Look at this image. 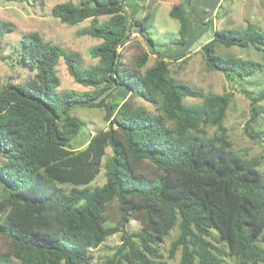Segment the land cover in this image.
I'll list each match as a JSON object with an SVG mask.
<instances>
[{"label": "trees", "instance_id": "1", "mask_svg": "<svg viewBox=\"0 0 264 264\" xmlns=\"http://www.w3.org/2000/svg\"><path fill=\"white\" fill-rule=\"evenodd\" d=\"M130 1L148 0L52 7L63 25L90 21L78 33L101 41L88 50L95 65L84 67L79 54L37 32L11 45L7 58L26 75L18 83L0 80V240L7 244L0 264H90L92 250L116 234L121 244L111 264H168L177 254L179 264H264L262 157L245 158L232 147L224 120L233 95L205 94L169 69L199 49L208 70L240 87L250 105L245 132L264 143V132H248L264 115V64L216 51H262L264 31L253 24L214 30L209 16L198 17L179 0L169 12L180 25L170 43L176 50L161 54L147 32L152 14L137 18ZM13 32V24L0 21V45ZM150 54L156 59L146 68ZM61 59L89 91L60 89ZM79 107L103 109L106 126L75 149L82 125L71 111ZM103 168V184L91 187ZM112 202L119 222L109 226ZM131 218L140 230L126 229ZM173 231L165 259L160 244Z\"/></svg>", "mask_w": 264, "mask_h": 264}, {"label": "rangeland", "instance_id": "2", "mask_svg": "<svg viewBox=\"0 0 264 264\" xmlns=\"http://www.w3.org/2000/svg\"><path fill=\"white\" fill-rule=\"evenodd\" d=\"M72 0H0V21H7L14 25V32L5 36L0 45V80L3 84L7 82L18 83L26 75V69L12 66V62L7 58L11 53V45L16 44L20 36L24 33L37 32L45 41L58 44L66 51L77 53L81 56L83 66H92L98 63V59H93L88 55V50L98 45L101 41L86 35H79V31L88 27L90 21H84L73 26L61 24L51 16V9L56 4ZM186 1V0H185ZM194 6V12L198 17L209 16L213 23L214 30L240 28L245 29L248 24L257 26L264 31V1L263 0H188ZM179 0H148L146 2L130 1L131 5L137 6L139 12L137 18H142L145 13L150 12L152 17L148 22L147 32L155 41V50L161 54L174 52L175 46L171 42L178 38L180 28L179 22L170 17L171 8ZM215 8L214 13L211 14ZM130 13V8H125ZM204 11V12H203ZM209 11L208 13H205ZM194 15V14H193ZM106 19L101 17L100 20ZM210 29L207 33H209ZM131 39L143 40L132 34ZM173 48V50L171 49ZM218 54L226 57H237L252 60L264 64V49L258 51L252 47L239 48L216 46ZM155 55L150 54L146 68L153 65ZM169 69L173 78L182 80L190 85L202 89L205 94H223L231 92L232 102L227 111L224 126L227 129L229 140L233 149L245 158H261L262 164L259 166L260 172L264 175V143L262 138H251L245 132L246 123L249 120L250 105L248 99L240 92V87L231 86L227 83L223 75L216 71L207 69L202 52L197 49L186 58L185 62L169 63ZM58 77L60 79V89L73 90L76 92L89 91L85 87L75 83L67 73L65 64L61 59L57 66ZM251 92H256L257 88H249ZM186 102L195 103L198 100L187 99ZM151 108L150 104L142 103ZM259 105L264 108V101ZM71 115L76 117L81 123V133L71 142L77 149L86 144L89 135L93 132L105 128L103 120L104 111L100 108H75ZM208 136L215 133L214 128H206ZM248 132L251 134L264 132V115H260L257 121L251 124ZM263 136V135H262ZM261 136V137H262ZM104 168L98 177L91 183V187L101 186L104 182ZM109 226L117 225L119 222V211L116 202H112L107 209ZM130 232L140 230L139 221L131 218L126 225ZM177 231L160 244L161 252L165 259L168 258V249L171 240L176 236ZM121 244L120 235L116 234L92 250L93 261L90 264H111L116 247ZM6 242L0 240V249L6 247ZM168 264H179V255L173 260L167 259Z\"/></svg>", "mask_w": 264, "mask_h": 264}]
</instances>
